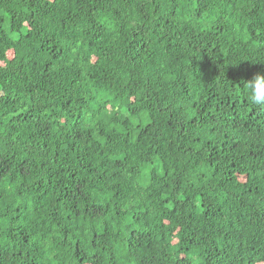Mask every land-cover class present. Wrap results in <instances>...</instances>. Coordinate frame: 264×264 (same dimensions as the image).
Instances as JSON below:
<instances>
[{"label":"trees","instance_id":"obj_1","mask_svg":"<svg viewBox=\"0 0 264 264\" xmlns=\"http://www.w3.org/2000/svg\"><path fill=\"white\" fill-rule=\"evenodd\" d=\"M264 0H0V264H264Z\"/></svg>","mask_w":264,"mask_h":264},{"label":"clouds","instance_id":"obj_2","mask_svg":"<svg viewBox=\"0 0 264 264\" xmlns=\"http://www.w3.org/2000/svg\"><path fill=\"white\" fill-rule=\"evenodd\" d=\"M249 102L260 109H264V73L257 72L251 79L245 81Z\"/></svg>","mask_w":264,"mask_h":264}]
</instances>
